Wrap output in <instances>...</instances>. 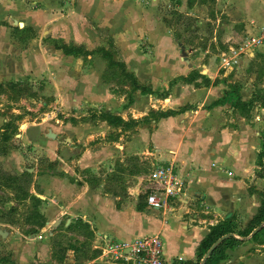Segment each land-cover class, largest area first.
Masks as SVG:
<instances>
[{"label":"crops","instance_id":"obj_1","mask_svg":"<svg viewBox=\"0 0 264 264\" xmlns=\"http://www.w3.org/2000/svg\"><path fill=\"white\" fill-rule=\"evenodd\" d=\"M180 1L181 7L186 6V0ZM66 2L0 0V88L12 83L29 85L39 96L36 105L25 97L16 103L10 100L9 105L4 99L7 95L0 94V166L6 173L31 174L29 193L37 188L43 194L39 211L45 219L39 233L20 244L14 234L18 233L17 226L5 230L7 238H0L11 256L0 264L91 261L88 257L80 261L75 251L67 250L63 263H58L54 246H48L49 240L43 238L45 233L55 237L62 221L65 229L78 220L93 233L92 251L101 244V236L128 241L159 234L165 264L198 261L199 244L210 226L233 218L242 230L261 205L264 176L257 177L261 170L256 162L262 147L264 109L255 103L246 118L229 97L224 100L231 81L218 75L211 60L201 64L200 58L194 59L183 49L186 45L166 27L155 3L145 6L143 0H75V5L66 9ZM209 3L214 14L212 25L224 31L218 38L211 36V41L218 39L226 48L233 45V38L264 26V0H206L193 3L187 10L192 13L199 9L204 17ZM57 44L83 47L85 55H67ZM101 49L112 55L113 62L124 63V73L118 66L104 68L105 60L97 52ZM251 62L264 64V49L242 57L233 72L224 74H241ZM116 73L123 77L132 74L139 87L151 92H131L128 81L118 83L121 76L115 77ZM196 74L219 83L205 87ZM188 76L195 79L189 82ZM118 87L127 90V97H117L114 89ZM236 87L243 103L253 94L262 96L264 73L250 72ZM44 95L53 96L56 104L66 103L71 111L83 110L81 117L88 120L82 124L57 121L59 126L49 127L57 134L56 139L47 140L49 128L36 123V117L26 115L18 121L20 112H38L40 96ZM218 100L224 101L215 104ZM89 109L95 110L88 114ZM107 111L137 125L128 130L109 126L97 117ZM152 111L174 113L152 120ZM12 119L20 133L15 134L10 123L6 135L11 136L4 141L3 128ZM30 146L56 163V173L42 171L40 161L31 156ZM141 154L153 156L154 160L148 159L154 166L174 160L176 175L185 182L186 192L171 209L150 210L140 198L148 183L127 159ZM74 157L79 158L80 171L90 172L91 181L79 183ZM70 233L78 240L82 238L77 232ZM251 234L236 236L242 243L227 249L226 259L219 264H264V243L253 241Z\"/></svg>","mask_w":264,"mask_h":264},{"label":"rangeland","instance_id":"obj_2","mask_svg":"<svg viewBox=\"0 0 264 264\" xmlns=\"http://www.w3.org/2000/svg\"><path fill=\"white\" fill-rule=\"evenodd\" d=\"M66 1H67L66 9L72 8L75 5V0H66ZM138 1L141 3L142 0H138ZM143 1L145 2L141 4L145 6H149L151 3L156 4L159 13L162 15V20L166 24V27L171 30L172 35L175 38L179 39L183 43V45L187 46V48L186 46H183L184 47L183 49L189 50L192 53L191 55L194 59L200 58L201 64L208 63L211 60V63L212 64L215 63L216 68H218L219 59L217 58V54L223 49L225 51L226 45H223L218 39L216 42L211 41V36L213 37L214 34H216V37L218 38L222 35V33H224L223 30L218 29V28L216 29V27L214 28V26L211 23V21L213 20L212 18L214 17V14H213V17L209 15V12L212 8V3H209L208 9L206 8L205 10L206 14L203 17L201 16L199 9H197L196 11L192 13L191 11L187 10V8L191 9V7L188 5V0H186V3H184V5H186L184 7H181L182 3L180 0H158V1L143 0ZM189 1L192 2V5L193 3L201 2L200 0H189ZM239 41H240V38L235 37L230 41V44L236 45ZM57 45L59 46V44ZM80 48L83 49V47H80ZM97 52H100V50H97ZM113 54L116 55L115 53ZM99 56L101 55L99 54ZM119 63H121V61ZM122 64L124 66V63ZM103 66L106 70L113 69V67L108 66V62L106 61L103 63ZM263 66L264 64L262 63L259 64V63L251 62L246 66V69L242 72V73L247 72V75H244L242 73L240 74L239 71L235 75L233 74L227 75V74H224L222 71H218L219 73L218 75L223 77L222 79H225V80L228 79V81H231V84L228 85L229 90L227 91V92H230L231 88L236 87V84L239 83L242 78L243 79L246 78L250 74V72L256 71L258 74L262 75L264 73ZM117 70L119 71V69ZM240 75H241V78H239ZM116 76L117 78L121 76V80L118 81L120 85L121 83L126 84L128 81L129 86H131V92L135 90L133 89V85L131 84L133 80H130V79L127 80L126 77H123L122 73H120V76L118 75V73H116L115 77ZM235 76L237 77V79L234 80L233 78H235ZM202 77L205 78L204 75ZM123 79L126 81H124ZM234 82H237V83H234ZM41 83L43 85V82ZM11 85H14V86H11ZM22 87L29 88V90L33 93L34 96L29 97V96L20 95L18 90H21ZM31 88L32 87L29 85L12 83V84L6 85L3 88L1 87L0 94L2 93L3 96L7 95L8 99L7 98H4V99L7 100L9 105H10V100H12L13 103H16L19 101L20 98H23V97L27 99H31L34 102H36L39 96L37 95V93H34ZM260 91H263V90H260ZM114 92L116 93L117 97H121V95H125V94L127 97V90L125 92L124 89H122V87L121 88L118 87L114 89ZM165 93L166 94L164 95L167 96V92ZM40 99L42 102L39 106L38 112L37 111L36 112H33V111L25 112L24 111L23 113L20 112L18 117L20 118L21 116V118L20 119L18 118L19 119L18 121L21 122L23 117H25L26 115L29 117H36V123H40L41 125L45 126V128H49L52 126H55V127L59 126L57 121H63L64 123L71 122V121H72L71 123H74V122L77 123L78 121L79 123L82 124L85 122V120H88V119H85L84 116L81 117L83 115L82 114L83 110H78L77 112L71 111L72 109L70 108L71 110H69V107L67 106L66 103L62 104L60 102L59 104H56L54 102L55 99L53 98V96L50 97L48 95H44V96H40ZM59 100L63 101L61 97H59ZM36 104L37 102L35 103V105ZM183 108H186V106H183ZM93 110L95 109H89L87 110V113L89 114V112ZM72 115L74 116L76 115V117L80 119H74ZM13 117H15V119L17 120L16 118L17 116H15V114L13 115ZM249 117L250 115L248 114L246 118H249ZM248 120H251V119H248ZM261 120L262 119H260V122ZM263 121H264V117H263ZM10 123L12 124V128L15 129L14 133L19 134L20 132L16 131L17 125L15 123V120L12 119V121L9 122V124ZM43 131H45V129ZM263 131H264V125H263V128H260V134ZM13 147L17 148L16 145H14ZM83 148L84 147H81V151H84ZM28 149L30 152H32L31 153L32 158L36 159L38 162L40 161V164L42 166V171H49L52 173H56V163H51L43 155H40L39 153H37V150L33 151L32 146L28 147ZM78 157H80V155ZM148 158L153 159V156H150L149 154H146L144 156L141 154V155H137L135 157H130L129 159H127V164L134 165L135 170L138 171L137 172L138 175L144 177L143 180H146L148 174L154 168V165L150 163L151 159H148ZM71 159L72 157L70 158V160ZM78 160L79 158H76V157L73 158L74 165L76 167L77 165H79V163L76 162ZM69 166L71 167L72 164H69ZM76 167H74V169H76V173L79 174V176L81 177V179L79 180V183L91 181L89 171L85 169H83V171H80L79 168L77 167L78 168L77 169ZM24 173L26 172L23 171V173H20V174H17L15 172H7L6 175L4 176L1 175L0 173V180H1L0 181V230H3V231L13 230V229H16L15 227L17 226L18 233L16 234V232H14V234L17 235L16 236L17 244H20L22 241L26 240L28 236H31L32 238L35 237L39 233V230H40V229H36L35 227H33V225H28L25 223L27 214H29L31 210L32 202L29 199L26 200L24 203L19 202L16 199V192H14L12 189H9V187L6 186V184L10 182L4 180L8 177L16 178L19 180L18 184L22 186V188L25 191L28 189L31 190L30 188L32 184L27 186V184H25L24 182L25 180L22 178ZM10 180L12 181V179ZM31 180L33 182V178ZM122 184L124 183L122 182ZM107 185L109 186L108 183ZM34 191L35 192L32 194L35 195L38 199H40L38 196L43 197V194L40 192V190H37V188H34ZM40 200L43 201V199H40ZM40 207L41 205L39 206V208ZM63 225L64 223L62 221V226L59 228V233L56 234L55 237L53 238L49 237L47 233H45V235L43 233L44 235L43 238H45V240H49L48 246L51 245L52 247L53 244L55 245L54 250H53L54 251L53 256L57 258L61 255V247L73 245V246H77L80 248V252L77 253L78 259H81L80 261L85 260L88 256H90V254H92V250H91L92 237L82 236V238L78 240L74 234L66 231ZM82 243L85 244L83 247H81ZM9 256H11V252L9 251V249H7V245L1 242V238H0V260L4 262V260L9 258ZM80 263L82 264L84 263V261Z\"/></svg>","mask_w":264,"mask_h":264},{"label":"trees","instance_id":"obj_3","mask_svg":"<svg viewBox=\"0 0 264 264\" xmlns=\"http://www.w3.org/2000/svg\"><path fill=\"white\" fill-rule=\"evenodd\" d=\"M200 1L203 3L206 0H200ZM188 5L190 7H192V2H190L189 0H188ZM211 10L209 12V15L211 17H213V12ZM58 48L61 49L67 55H70V54L71 55H78V54L85 55V52L83 49L75 48L72 45H70V46L60 45ZM100 53H101L102 58L106 62H108L109 67L118 66L120 68V70L122 71V73H124L123 65L119 62L118 63L113 62L112 56L109 52L101 49ZM125 77L127 78V80L128 79L133 80L131 83L133 85V89H139L141 91V93H143V94H148L151 92V91L149 92V90H145L143 87L142 88L139 87L137 82H136V79L134 78V76L132 74L125 73ZM195 77L196 78L200 77L202 79V83H203L202 85H204L205 87H209L210 85L216 86L219 83L217 80L210 82V80L208 78H204V77L199 76L197 74L195 75ZM186 79H189L188 81L191 82L195 78H193V76H191V77L188 76ZM11 86H14V85H11ZM18 92L20 95H23V96H29V97L34 96L33 93L29 90V88H26V87H22L21 90H18ZM227 97H229V100L233 101L232 103H233L234 108L239 109L240 112H242L243 116H245V117L248 116V114L250 113V111H251V109L255 103H260L261 107L264 109V94L262 96H260L258 93L253 94L251 99L248 102L243 103L239 99L238 88L233 87V88H231L230 92H225L224 100ZM223 101L218 100V102H215V104L216 103H222ZM173 113L174 112H172V111H168L166 113H164V112L154 113L152 111L149 113V118H152V120L158 119V118H164V117L172 115ZM97 117L99 120L105 121L109 126L116 127V128L119 127L122 130H128V129H131L137 125V123L134 121L125 122L120 117H118V116H116L113 113L108 112V111L107 112H101ZM8 128H10V124H5V126L3 128V130H4L3 132H5L3 134V140L4 141L9 139V137L11 136V134L8 136L6 135L8 133ZM14 131H15V129H14ZM261 137H262V147H261L260 152L257 155V162H256L257 166L260 167L261 172L257 173V177L264 176V131L261 133ZM0 173L3 176L6 175V172H4L1 169V166H0ZM22 178L25 180L24 182H25V184H27V186L32 184L31 174L26 172V173H24ZM10 179H12V181ZM4 180L11 183V184L7 183L6 186L9 187V189H12L14 192H16V199L19 202L24 203L28 199L32 202L31 210H30L29 214H27L25 223L28 225H33V227H35L36 229H42L45 225V219L39 211V206H40L42 201L40 199H38L35 195L29 193V189L25 191L22 188V186H20L18 184V182H19L18 179L8 177ZM140 198L144 199V200L146 199V197L143 195H141ZM260 198H261V205L258 208L257 214L248 223L246 228L241 230L238 227V225L234 222L233 218H228L221 223L210 226L208 234L202 240V242L199 244L198 251L200 252V254L198 256L199 257L198 261H196V262L187 261V262H180V263L177 262L176 264H199L201 259L204 256V254L210 249V247L216 241H218L219 239H221L222 237H224L228 234H232L234 237H229V238L223 240L222 243L210 254V256L208 257L205 264H219L221 261L225 260L227 257L226 250L232 249V248H234V247H236L242 243V241L237 237L245 238V237L249 236L253 230H255L256 228H258L260 225H262L264 223V192L260 193ZM65 229H66V231H69V232L70 231L77 232L81 236L93 237V233L90 231L89 227L85 224H82V222L80 220H78L77 222H75L71 225H68ZM34 232H35V230H34ZM251 238L253 241L261 240L262 243H264V226L256 234L252 235ZM84 245L85 244L82 243L81 247H83ZM53 246H55V245L53 244ZM67 250H73L76 253L80 252V248L77 246L71 245V246L61 247V255L56 258V260L59 263H63L64 257H65L64 255H65ZM97 256H98V251L93 250L92 254H90V256H88L87 260H92V259L96 258Z\"/></svg>","mask_w":264,"mask_h":264},{"label":"built area","instance_id":"obj_4","mask_svg":"<svg viewBox=\"0 0 264 264\" xmlns=\"http://www.w3.org/2000/svg\"><path fill=\"white\" fill-rule=\"evenodd\" d=\"M264 49V26L253 33H245L236 45L229 46L218 54V71L233 72L244 56ZM174 160L160 163L150 171L146 178L148 186L140 193L145 196L148 209L160 211L171 209L173 202L182 199L186 192V184L176 175ZM95 245L98 256L82 264H165L164 244L159 234L144 235L128 241L109 240L100 237Z\"/></svg>","mask_w":264,"mask_h":264},{"label":"water","instance_id":"obj_5","mask_svg":"<svg viewBox=\"0 0 264 264\" xmlns=\"http://www.w3.org/2000/svg\"><path fill=\"white\" fill-rule=\"evenodd\" d=\"M182 55H183V57H186V53H185V51L184 50H182ZM56 136H57V134L52 130V129H48L47 130V132L45 133V138L47 139V140H51V141H53V140H55L56 139ZM40 199H43V197H41V196H38ZM264 226V223L262 224V225H260L258 228H256L255 230H253V232H252V234L251 235H254V234H256L260 229H262V227ZM6 235H7V233L6 232H4V231H0V236H1V238H5L6 237ZM229 237H234L232 234H228V235H226V236H224V237H222L221 239H219L218 241H216L211 247H210V249L206 252V254H205V256L203 257V259H202V261L200 262V264H205L206 263V261H207V259H208V257L210 256V254L222 243V241L223 240H225V239H227V238H229Z\"/></svg>","mask_w":264,"mask_h":264}]
</instances>
